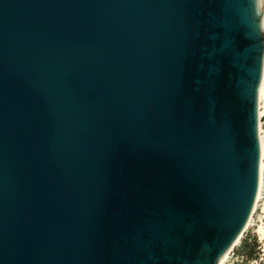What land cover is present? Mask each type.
Wrapping results in <instances>:
<instances>
[{"label": "water", "instance_id": "95a60500", "mask_svg": "<svg viewBox=\"0 0 264 264\" xmlns=\"http://www.w3.org/2000/svg\"><path fill=\"white\" fill-rule=\"evenodd\" d=\"M263 66L256 0H0V264H218Z\"/></svg>", "mask_w": 264, "mask_h": 264}, {"label": "rangeland", "instance_id": "374dc122", "mask_svg": "<svg viewBox=\"0 0 264 264\" xmlns=\"http://www.w3.org/2000/svg\"><path fill=\"white\" fill-rule=\"evenodd\" d=\"M264 134V116H262ZM264 221V184L260 198L251 216L250 224L242 232L238 243L232 248L225 264H264V238L259 232V225ZM261 238V239H260ZM253 250L254 257L248 256Z\"/></svg>", "mask_w": 264, "mask_h": 264}, {"label": "bare ground", "instance_id": "6f19581e", "mask_svg": "<svg viewBox=\"0 0 264 264\" xmlns=\"http://www.w3.org/2000/svg\"><path fill=\"white\" fill-rule=\"evenodd\" d=\"M256 2L259 7L261 18L264 22V0H256ZM257 111H258V134H259V140H260V164H259V178H258V187H257L256 197H255L252 209L250 211V214L248 216V219L243 229L240 231V233L238 234L236 239L232 242L230 247L226 250V252L222 255L218 264H225L230 251L238 243V241L240 240V237L242 236V232L246 229L248 224H250L252 213L260 198L261 191H262L263 184H264V134L262 130V121H261L262 116H264V66H263L261 81H260L259 88H258ZM259 232L261 233V237L264 238V221H262V223L259 225Z\"/></svg>", "mask_w": 264, "mask_h": 264}, {"label": "trees", "instance_id": "16d2710c", "mask_svg": "<svg viewBox=\"0 0 264 264\" xmlns=\"http://www.w3.org/2000/svg\"><path fill=\"white\" fill-rule=\"evenodd\" d=\"M248 256H250V257H254V251L251 250V251L248 253Z\"/></svg>", "mask_w": 264, "mask_h": 264}]
</instances>
